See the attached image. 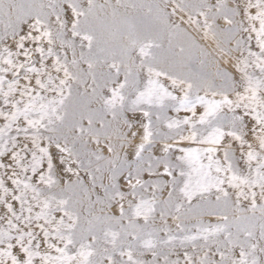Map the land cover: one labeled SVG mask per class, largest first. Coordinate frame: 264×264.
<instances>
[{
  "label": "snow or ice",
  "instance_id": "1",
  "mask_svg": "<svg viewBox=\"0 0 264 264\" xmlns=\"http://www.w3.org/2000/svg\"><path fill=\"white\" fill-rule=\"evenodd\" d=\"M0 264H264V0H0Z\"/></svg>",
  "mask_w": 264,
  "mask_h": 264
}]
</instances>
